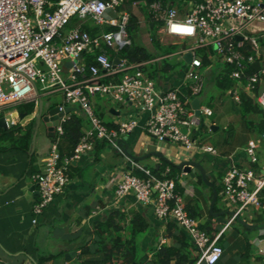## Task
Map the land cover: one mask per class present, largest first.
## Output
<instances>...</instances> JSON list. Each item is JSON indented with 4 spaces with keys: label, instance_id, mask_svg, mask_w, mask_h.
<instances>
[{
    "label": "built area",
    "instance_id": "1",
    "mask_svg": "<svg viewBox=\"0 0 264 264\" xmlns=\"http://www.w3.org/2000/svg\"><path fill=\"white\" fill-rule=\"evenodd\" d=\"M124 2L0 0V114L5 107L24 101L38 103L44 95L61 93L63 101L56 105L59 111L65 112L67 106L78 107L88 121L71 156H62L59 145L63 123L72 111L65 112L55 126V135L41 168L33 175L39 192L33 205L36 216L66 191L73 161L93 153L99 143L113 145L122 153L118 142L139 127L141 115L145 114V131L158 141L178 144L189 156L198 151L217 153L199 134L203 117L212 116L213 109L200 104L198 116L191 105L205 88L206 71L200 49L213 46L224 63L235 64L230 73L234 79H241L247 66L259 60L260 36L252 34L250 27L254 23L264 24V0H203L193 4L187 13L154 1L150 9L156 18L164 21L162 31L192 41L177 53L192 52L184 76L187 93L183 96L178 87L162 88L146 68L157 66L176 53L131 63L104 50L117 53L132 43L127 31L130 12L121 9ZM74 18L78 19L77 26L67 30ZM88 21L114 29L92 36L83 28ZM245 41L251 43L253 52L242 51ZM97 49L101 51L96 53ZM87 54L93 55L92 63L86 59ZM117 58L119 62H115ZM262 81L264 64L246 77V88L253 91ZM98 97L106 98L118 111L116 120H112L115 127H109L97 115ZM235 99L241 101L239 95ZM257 101L264 108V86ZM131 107L137 110L130 112ZM12 123L16 121L12 119ZM256 147L255 141L247 146L252 162L256 161ZM135 169L141 170L143 176L135 174ZM169 171L167 167L160 177L151 168L132 160L131 168H123L115 176V199L134 193L137 201L153 202L159 219L174 220L186 231L200 261L218 263L224 254L219 244L222 234L248 209H264V174L236 165L226 171L221 189L229 217L212 238L187 210L184 196L189 188L182 180L183 170L175 177L167 176ZM0 264L6 263L0 260Z\"/></svg>",
    "mask_w": 264,
    "mask_h": 264
},
{
    "label": "crops",
    "instance_id": "2",
    "mask_svg": "<svg viewBox=\"0 0 264 264\" xmlns=\"http://www.w3.org/2000/svg\"><path fill=\"white\" fill-rule=\"evenodd\" d=\"M166 4L176 7L182 13H187L194 3L178 5L168 1ZM133 8V11L140 16L142 29L145 18L136 5ZM88 23L93 24L89 21ZM159 30L162 31V27ZM250 32L260 38L264 37V24H252ZM189 41L191 44L192 41ZM190 44H184L181 49ZM181 49L176 51V56L184 61V55L177 54ZM260 49L258 61L262 65L264 64L263 44ZM202 54L207 55L211 61L205 66L206 72L211 71L214 65L218 64V60L221 61L213 46L206 47ZM186 66L187 63L184 61L182 68L160 74L157 80L159 85L162 88L178 87L184 96L187 93L184 87ZM223 70L224 65L215 73L213 85L205 95V102L199 97L201 104L213 109V115L205 123V129L209 126V135L202 137L201 140H206V144L213 146L217 153L198 151L189 156V152L178 144L171 141L160 142L147 134L144 128L145 114L141 115L139 127L128 135L125 142L122 140L118 142L122 153L113 145L99 144L100 146L97 145L93 153L83 155L80 159L73 161L66 191L56 196L38 216L33 211L34 202L39 196L33 175L39 172L52 137L49 136L47 127L41 123L38 131L41 128L46 129L49 142L38 145V131L32 140L36 129L35 120L41 102L43 109L47 112L52 104L56 106L62 103L63 95L60 93L62 97L52 104L44 103L43 97L55 93L42 96L40 102L34 101L35 107L31 114L23 112L18 107L22 103L33 101H24L5 107L0 117L14 115L13 119L16 123L13 128L0 127V260L6 264H78L83 258L97 259L99 256L95 254L83 257L82 248L88 245L92 251L95 250L94 222L105 219L111 212L117 210L123 211L128 216L133 212H140L147 218L149 229L141 239L142 251H148L161 245H178L175 243L174 235L185 230L178 224V229L169 228V220H161L156 216L153 202L137 201L134 193H128L119 200L115 199V176L121 169L132 167L133 159L125 153V149L134 156L153 153L146 159L137 161L148 168L162 164L163 160L172 163H180L183 159L197 161L204 168L207 179L214 183L216 188H221L222 178L232 165L251 168L258 175L264 174V139L262 138L264 127L260 126L264 117L259 113L245 114L241 108L242 94L254 96V90H248L246 82L242 79H236L235 85L228 90L220 89L217 86V79ZM263 86L264 81L258 85L259 93ZM236 95H239L240 102L236 101ZM106 104V101H103V109L107 112L105 119L116 120L117 114L110 112V109L114 107ZM136 110L131 107L129 111ZM73 111L83 114L79 108ZM21 114L24 117H21ZM31 124L35 126L29 137ZM221 128L228 135L215 136L213 141L208 140L211 134L217 133ZM251 141L257 143L256 161L254 162L247 152V146ZM155 152H159L162 156L154 154ZM182 172L183 176L190 175L185 171ZM196 172L198 169L193 170L195 176L191 175L199 182L200 172L197 176ZM206 187L203 191L188 190L187 193L190 195L187 196L185 193L184 196L186 204L196 203L198 205L201 216L196 219L200 224L207 222L209 214L212 213L210 205L213 189L207 184ZM219 194L222 195V190ZM221 202L224 209L214 213H220L221 217L227 220L229 210L225 209L223 197ZM213 216L211 224L221 231L224 223L219 221L214 214ZM34 219L37 221L34 222ZM219 240L224 248V254L216 264H264V209L250 208L245 211ZM151 256L152 253H149V257ZM195 264L206 263L198 258Z\"/></svg>",
    "mask_w": 264,
    "mask_h": 264
},
{
    "label": "trees",
    "instance_id": "3",
    "mask_svg": "<svg viewBox=\"0 0 264 264\" xmlns=\"http://www.w3.org/2000/svg\"><path fill=\"white\" fill-rule=\"evenodd\" d=\"M53 2H58L59 0H52ZM154 1H161L164 4L168 1H171L174 4H194L203 2V0H125L121 9L130 12L129 24L127 31L132 38V43L127 45L119 52H113L109 49H104L108 51L111 56H121L127 58L131 63L136 62H145L152 60L160 55H155L145 46L139 43L140 31H141V19L138 14L133 11L134 5L138 7L140 12L145 18V23L147 25V30L152 37L157 49L166 51L170 49H176V45L165 46L161 44L159 39V29L163 26L164 21L158 19L154 16L150 9V5ZM78 23V19L74 18L68 25L67 28H73ZM84 29L88 31L92 36L97 35L101 31H108L114 29L107 25L98 26L91 23H85L83 25ZM260 43L264 45V37L259 39ZM205 48L200 49V54L203 60L204 66L209 65L211 62L207 55L202 54ZM103 50V49H102ZM101 49H97L96 53L100 52ZM242 51L246 53L253 52L251 43L245 41ZM164 53L169 54L171 53ZM86 59L89 63L94 61L93 55L87 54ZM161 64L158 63L157 66L149 65L146 70L149 72L150 76L155 77L159 72L160 73H169L172 71L174 66L170 64ZM235 68V64H226L224 63V70L220 73L217 79V86L222 90H228L233 87L236 83V79L230 76L231 71ZM256 71L254 64L248 65L244 75L241 77L242 81L246 82V77L253 74ZM254 96L250 94L243 93L241 96L242 100V111L245 114L249 113H259L264 117V108L257 102L256 97L259 94V87L253 91ZM55 104H52L50 108H53ZM35 102L22 103L19 105V109L23 112L31 114L34 111ZM102 98L98 97L97 99V115L109 126L115 127L113 121L106 120L105 114L107 113L103 109ZM88 121L86 117L78 112H71L70 117L63 123V134L60 141V152L62 156H71L74 153V149L79 143L81 136L83 135L84 129L87 127ZM34 124L29 126V137L31 132H33ZM260 126L264 127V119L260 122ZM54 136L51 138L53 139ZM100 144V143H99ZM98 144V146H100ZM169 168L170 171L167 176L175 177L180 172L179 169L174 163L167 160H163L162 164L152 167V172L160 177L163 176V172L166 168ZM135 174L143 176L141 170L136 169ZM199 183L205 184L201 174L198 175ZM206 185V184H205ZM179 190H183L179 186ZM218 197L213 207V212L223 210L224 207L218 208L217 203L219 200L222 201V195L220 196L219 192L221 188H217ZM189 214L194 218H199L200 212L198 211V205L188 203L186 204ZM209 220L205 223L200 224L202 230L206 231L212 238L216 235L219 229L213 224H211L214 219L213 213L209 214ZM213 223H215L213 221ZM219 225V224H218ZM168 227L173 229H178L177 223L174 220H169ZM149 229V223L147 218L140 212H133L130 216L125 214L121 210L111 212L105 219H100L94 222L93 234L96 240L95 250L86 245L82 248V256L87 255H97L99 258L87 259L83 258L78 264H132L136 262L137 264H195L199 258V254H194L197 251L196 246L192 243L190 238H188L185 231L181 230L174 235L175 243L173 245H161L159 247H154L148 251H142L140 243L144 234ZM219 244L220 240H219ZM95 251V252H94ZM149 253H152V256L149 257Z\"/></svg>",
    "mask_w": 264,
    "mask_h": 264
},
{
    "label": "rangeland",
    "instance_id": "4",
    "mask_svg": "<svg viewBox=\"0 0 264 264\" xmlns=\"http://www.w3.org/2000/svg\"><path fill=\"white\" fill-rule=\"evenodd\" d=\"M67 30H68V28H67ZM158 33H159V39H160L161 44H163L165 46L166 45L167 46L176 45L177 48L175 50L174 49L167 50L168 52L157 49L154 41L152 40V37L150 36V34H149L148 30H147V25L145 24V21H144L143 27H142V29L140 31V37H139L138 41H139V43L141 45L145 46L150 51L155 53V55L168 56L170 54L176 53V51L178 49H181L184 44H190L189 39L181 38V37H175V36H170V35L166 34L165 32H163L161 30H159ZM169 51L171 53H169ZM165 52L169 53V54H164ZM162 62H163L162 64H170V65L174 66L175 69L182 68V66L184 65V61L179 59L176 55L172 56V57L171 56L170 57H166V58H164L162 60ZM217 63L218 64H215L214 68L211 71L205 73V86H206V88H204V91L199 95V97L202 100H204V102H205V99H206V97H205L206 93L209 92L210 86L213 85L212 82H213V80L215 78V73L218 72L221 69L222 65H224L223 60H221V61L218 60ZM160 64H161V62H160ZM160 74H163V73L159 72L154 78L156 80H158V76ZM61 97L62 96H61L60 93H55V94L43 97V101H44V103L50 102L52 104V103H55V101H58L59 98H61ZM102 101H106V103L108 105H110V102L106 98H102ZM224 106H229V105H224ZM210 118L211 117H203V125H202V127H201V129L199 131L200 136L203 137V138H205V137H207L209 135V126H207L206 129H205V123L207 121H209ZM225 134L228 135V133L225 130H223V128H221L219 131H217V133L211 134V136L208 137V140L213 141L215 136H222V135H225ZM33 139H34V135L32 137V140ZM48 142H49V136H48V134L46 132V129L41 128L38 131V134H37V144L41 145L42 143L46 144ZM203 142L206 143V140L203 141ZM198 172H196V176L198 175ZM182 180H184V183L187 185L189 190H192V191H194V189L196 191H203L205 188H207L205 184H200L199 182H197V180L194 179L191 174L190 175H186V176H182ZM208 193L210 194L211 192H208ZM186 195L188 196L190 194L187 193ZM217 207L218 208H222L223 207V204H222L221 200L218 201Z\"/></svg>",
    "mask_w": 264,
    "mask_h": 264
},
{
    "label": "water",
    "instance_id": "5",
    "mask_svg": "<svg viewBox=\"0 0 264 264\" xmlns=\"http://www.w3.org/2000/svg\"><path fill=\"white\" fill-rule=\"evenodd\" d=\"M240 38V37H239ZM184 61L188 64L191 62L192 59V52H187L184 54L183 56ZM115 62H119V59H115ZM254 66L256 67V69L258 70L260 68V64L259 62H255ZM200 104H201V100L199 97L194 98L191 102L192 107L195 109L196 115L200 116L201 112H200ZM78 107H72V106H67L65 108V112L69 113L73 110H77ZM65 112L59 111V107H53L51 108L49 111H45L43 109V103H40V107H39V112L38 115L36 117V129L34 132V138L37 134L38 128L40 127L41 123H43L47 129H48V134L50 137H53L55 135V126L58 125L60 118L64 115ZM110 112L113 114H119L117 111H115L114 108L110 109ZM14 115H6V116H1L0 117V127L6 129V128H13L15 126V124L12 123V119L14 118ZM21 117H24L23 114H21ZM128 136L124 137L122 139V142H125V139H127ZM125 153L133 160L135 161H142L144 159H146L147 157L151 156L153 153H149L147 155L144 156H134L133 154H131L127 149H125ZM154 154L160 155L162 156V154H160L159 152H155ZM179 169L190 173L192 175L195 176V174L193 173L194 169H198V171L201 174V177L203 179V181L212 187L213 189V198L211 201V212L217 217V219L219 221H222L223 223L226 222V219H224L223 217H221L220 213H214L213 212V207L215 205V202L217 200L218 197V191L217 188L215 186L214 183H212L211 181H209L206 177V173L204 168L202 167V165L194 160L191 159H183L180 163H174ZM239 221H242V219H239ZM132 264H137L136 262L132 263Z\"/></svg>",
    "mask_w": 264,
    "mask_h": 264
},
{
    "label": "snow or ice",
    "instance_id": "6",
    "mask_svg": "<svg viewBox=\"0 0 264 264\" xmlns=\"http://www.w3.org/2000/svg\"><path fill=\"white\" fill-rule=\"evenodd\" d=\"M175 31H179L180 29L174 28Z\"/></svg>",
    "mask_w": 264,
    "mask_h": 264
}]
</instances>
